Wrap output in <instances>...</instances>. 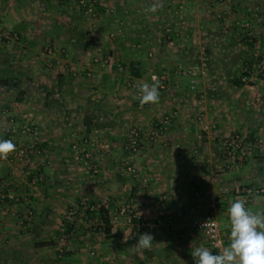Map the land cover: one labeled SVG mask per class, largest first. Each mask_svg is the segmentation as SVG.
<instances>
[{
  "label": "crops",
  "instance_id": "1",
  "mask_svg": "<svg viewBox=\"0 0 264 264\" xmlns=\"http://www.w3.org/2000/svg\"><path fill=\"white\" fill-rule=\"evenodd\" d=\"M214 1L208 5V11L206 0L193 3L103 0L97 6L101 13L100 35L109 34L119 23L128 28L144 26L155 34L159 28L169 32L171 27L185 29L190 24L201 37L206 34L202 31L205 25L209 38L206 37V41L200 38L203 45L197 49L185 48L184 55L191 56L197 50L198 57H208V62L219 61L222 56L214 51L219 35L213 30L219 21L220 30L228 38L225 48H233L226 56L233 60V67L224 63V67L218 66L217 73L241 72L238 53L245 49V43L249 45L255 38L259 42L258 49L264 50V0ZM153 3H162L163 8L147 11ZM172 4L177 5L172 8ZM76 5L77 0H0V25L18 37L15 42L0 34V70L22 74L19 92L0 89V139H10L16 145L7 159H0V192L14 196V200L0 206V264H195L191 250L200 245L218 254L209 238L191 228L197 213H208L209 197L218 198V221L224 246H227L230 204L238 197L244 198L247 207L261 212L264 196L257 199L232 191L237 181L222 171L226 167L225 152L212 140L213 133H204L201 126L196 125L198 114L177 111L168 131L161 133L160 141L153 143L148 137L154 134L153 124L157 125L155 111L150 109L144 113L137 101L127 103L118 99L115 106L107 103L101 91L105 92L107 82L104 80H109V75L104 78V74L109 72L90 65L85 38L73 40L71 35L73 29L81 32L82 28L74 11ZM215 12L221 20L212 16ZM189 14H193V20ZM122 30L118 31L120 38L116 45L104 56L114 58V73L123 71L121 65L130 70L131 78L138 83L135 87L148 83L143 75L153 73L155 66H146L147 52L128 48L132 42L130 34H123ZM150 37L137 42L145 43L148 50L152 46L157 52L176 35L173 33L168 39L158 41ZM50 46L53 55L43 58L44 50ZM211 66L210 74L214 73ZM73 70H84L88 76L98 78L95 82L102 101L90 99L88 89L82 91L83 94L74 93L69 78ZM172 73L175 76L159 103L146 107L164 108L166 116L169 108L178 109L184 101L192 103L206 116L203 125L215 124L221 132L223 128L232 132L247 131L248 139L264 142V86L234 83L227 88L222 87L221 82H212L215 77H198L199 83L189 88L176 68ZM119 78L120 75L109 80L115 94L127 89L121 82L123 78ZM75 99L81 100L84 107L75 109L72 115L73 111L67 112L65 108H69L67 102ZM89 111L94 114L96 124L90 131L84 124ZM67 114L79 118L82 115L79 128L72 127L74 119ZM12 119L16 123L14 127L10 124ZM127 120L145 132L139 154H132L125 147L130 136L124 132ZM27 123L37 125L41 131L38 148L42 154L39 156L25 157L32 145L31 137L22 133V126ZM75 143H80L83 151L91 154L97 174L74 160L72 145ZM256 156L264 162V146ZM128 164L135 167V175L127 173ZM258 166L261 170L263 165ZM251 179L252 176H247L240 184L248 186ZM262 181L264 184V176ZM199 192L201 194L197 195ZM131 206L153 227L145 232L153 237L148 249L134 247L138 241L129 238L131 227L125 216L112 222L121 208ZM102 207L107 212L109 226L103 221ZM73 209L78 213L72 223L69 212ZM170 215L177 217L174 227L166 222Z\"/></svg>",
  "mask_w": 264,
  "mask_h": 264
},
{
  "label": "rangeland",
  "instance_id": "2",
  "mask_svg": "<svg viewBox=\"0 0 264 264\" xmlns=\"http://www.w3.org/2000/svg\"><path fill=\"white\" fill-rule=\"evenodd\" d=\"M164 1V0H163ZM173 0H171L172 2ZM178 1V0H176ZM182 2L186 1V3L188 1H191V3H193L194 0H180ZM210 2H215L214 0H206V10L208 5H210ZM174 5L177 4H172V8L174 7ZM78 7V8H77ZM218 7V6H217ZM74 11L75 14L77 15V19L79 22V25H82L81 28V32H76L75 35H80V37L85 38V42L84 45L86 47V52L88 53V59H91V64L90 65H94V66H100L102 68V71L105 73L109 72L108 74H104V78L109 75V80L111 79H115L120 75V78L122 79L121 82L124 83V85L127 86V89L125 88L124 90L121 91V97L120 94H115L116 92L114 91V89H112V85L113 83L111 81H109L107 78H105L104 81H106L107 86L104 87V91H101V95H106L107 99V103H111L112 106L117 105L118 103V99H122L121 101H128L131 103H133V101H137L139 103V99L138 96L140 95L139 93V89L138 87H135L136 84L133 81V79L131 78L133 75L131 74V71L126 70L123 65H121L122 68V72L118 71L119 73H114L113 70V66L116 65L114 58L113 60L110 57H106L104 55H106V53H109L108 51L111 50V48L114 46V44L118 41V39L120 38V33L118 31H120V29H123L121 32H123V34H130L129 37L131 39V44L128 46L129 49L133 50V48H136V50H139L140 52H147V60H145L146 62V66L148 67H152L155 66L154 68V72L149 73L147 75H143V79L145 80V82L148 81V83H152V77L156 76L159 83L162 85V87L164 86V88H160L159 92H160V96L165 93L166 91H168V85L172 79V76L174 77L175 75H173L172 71L175 70V68L180 72L181 75H183L184 77L183 79V83L187 86V87H191V85L194 87L197 83H199L198 81V77H205L207 79H212L213 77H215V80L213 81H218L219 83L221 82V84H223L222 87H229V84H234L235 81H237L241 75H242V70L243 67L245 65V63L247 62H252L255 60H262L264 58V50H260L258 49L259 47V42H257V40L254 38V42H249V45H247V43H245V49L241 50V52L238 53V57L240 59V67H241V72H237V73H233L232 70L229 73H219V67L223 66V64L225 63V65H230L229 67H233V60H228L226 58L227 55H230L229 53L233 52V48L230 49H226L224 46V43H228L227 40V34L223 31L220 30L221 26H220V22L217 21V25H215V27H213V30L216 31V33H218V38L219 40L216 43V48L214 49L215 53H218L219 56L221 54L222 57H220L219 61L213 59L210 62H208V57H205L204 59H202L201 57L197 56V53L199 54V52H197V50H195V52H192L191 56H185L184 55V49L185 48H190L192 50L197 49L199 47H201L200 45L201 42H199V39L201 38V40L206 41V37L209 38V33H208V27H206L205 25H203L202 27V31L205 32L206 34L204 35V33L202 34L201 37L198 36L197 34V30L196 27L193 25L187 26L185 29H183L181 26H175V27H171L169 32H166L163 28V31L161 30V28H159V32L158 33H153V31H147V29L142 26L141 28H139L137 25H134L131 28H128L126 25H121L119 23L118 27H116V29H113L109 34L104 35H100L101 31L99 29V21L101 19L100 17V11L97 9V14L96 16H89L86 15V13H83L82 11V7L79 5V0H77V5L74 7ZM171 8V9H172ZM216 8V7H215ZM209 11V10H208ZM207 11V12H208ZM176 12V11H175ZM211 12V11H210ZM261 13V11H260ZM81 15V16H80ZM191 15L190 19L193 20V14H189ZM219 13L217 14L215 12V14H213L212 16H214L216 18V20H221L218 17ZM222 18V17H221ZM83 19V20H82ZM204 20V19H203ZM82 21V22H81ZM124 29L126 30V32L124 31ZM83 30V31H82ZM130 30V32H129ZM212 30V31H213ZM259 30V28H258ZM175 34L176 38L169 40L168 37L171 34ZM112 35H114L112 37ZM179 37H178V36ZM150 37V39L157 38L156 41H158V39H168L166 42V45L162 48V50H154L151 46V50H148L145 43H141V42H137V40H141L143 41L144 39H146L147 37ZM183 36V37H182ZM79 37V36H78ZM203 37V39H202ZM157 44H159L157 42ZM234 44V43H232ZM116 45V44H115ZM252 46V47H251ZM51 47V46H50ZM117 47V46H115ZM53 48V47H51ZM231 48V47H230ZM157 49H159V45L157 47ZM230 51V52H228ZM262 52V53H261ZM59 55V54H58ZM87 55V54H86ZM200 55V54H199ZM109 58L110 62L106 67H103L101 63H96L95 59H105ZM204 57V56H203ZM77 61V60H76ZM74 62V61H73ZM79 62L82 63V60L79 59ZM213 66V72L212 74L209 73L210 70V66ZM84 64H81V66H83ZM165 65V66H163ZM200 66L202 69L201 73L198 74L196 77H192L190 75H187V71L189 68H192L194 66ZM211 66V67H212ZM219 66V67H218ZM224 67V66H223ZM227 67V66H226ZM153 69V68H152ZM169 69H172V71H169ZM185 69V71H184ZM156 70V71H155ZM218 72V73H217ZM70 74H72L70 78L71 80V87L74 90V93H81L83 94L82 91H86L91 90L90 93V99L93 100V98L95 100L93 101H102L101 98L98 97V89L97 88V84L95 81L98 80V78H94L93 76H88L87 73L84 72V70H73V72H69ZM204 73V74H203ZM113 76V77H112ZM186 76V77H185ZM211 76V77H210ZM165 77V82H163V78ZM119 78V79H120ZM69 80V81H70ZM102 80V79H101ZM193 81H195L196 83L193 84ZM259 83L260 85L264 86V84L261 83V81L259 80H254L251 83L248 84H244V86L247 87H253L255 86V84ZM130 85V86H129ZM135 85V86H134ZM34 94V93H33ZM132 96V97H131ZM134 97V98H133ZM84 99H87L86 97ZM104 99V98H102ZM64 101V100H63ZM73 101V102H72ZM67 102L69 104L68 109L65 108L68 111H73L71 112L72 115L75 114L74 110L75 109H83L84 107V103H82L81 100H72ZM183 105L182 107H177L178 109H174L171 110L169 108H167L168 112L166 113V116L163 114V112L165 111L164 108H158L156 107H146V105H151V104H145L143 107H141V111H143L144 113H147L146 111H149L150 109H152L153 114L155 115V120H157V125L153 124V130L152 133H156L157 134V141L160 139V127L163 126L164 127V131L163 133H166L168 131V128L172 125L174 118L176 117V113L177 111H184V113L186 115H197L198 114V119L196 122V125L201 126L202 131L204 133H213V141L217 142L218 145L221 147L222 151L225 152V146H224V140L226 138H235L237 136L240 137V139L243 141V145L244 147L250 149V155L248 157L247 160H242L241 157H239L240 159H237L235 162L232 161H228L227 158L224 159L223 162H226V167L223 168V172L225 174H227L230 177H233V179H235V181H237V183L235 184L234 188L232 191H234V193H240V194H245V192L249 189H264V184L262 181V178L264 176V162L261 161L263 158H260V156H256L258 154V151L261 150V148L264 146V142H262L260 139H248L247 136L248 133L247 131L244 132H240L239 130L236 131H226L224 128L222 129L223 132H221L219 130V127L216 128L215 124H202V120L205 119V115L204 113L198 111L199 107H195L192 105V103H187V102H182ZM140 104V103H139ZM185 104V105H184ZM110 105V104H109ZM155 109V110H154ZM162 109V110H161ZM180 109V110H179ZM64 113L65 111H63L62 114V118H64ZM79 114H82V112H80ZM161 114V116H160ZM68 114L66 116L71 117L74 119V121L72 122V127L77 129L80 127V121L82 119V115H80V118L77 116H72ZM79 119V120H77ZM169 121V124H165L166 121ZM127 126L124 125L125 128V133H129V135L131 136V132L134 129L139 130L141 133H145L143 132V130L138 126V125H131L129 120H127ZM62 123V122H61ZM225 130V131H224ZM219 133H226V135H220ZM231 133V134H229ZM130 136H128V140L127 143L125 144V147L129 145V141H130ZM66 141H68L67 143H69V139ZM157 141L155 143H157ZM160 141V140H159ZM69 147V146H68ZM142 150V149H141ZM140 150V151H141ZM139 151V152H140ZM136 153V154H139ZM226 157V156H225ZM260 160V162L257 161ZM93 159L91 158V161ZM257 161V162H256ZM261 163L262 169L258 170L259 166L258 164ZM92 163H90L89 165H91ZM127 166V165H126ZM125 166V167H126ZM229 166L231 168H229ZM258 166V167H257ZM128 173V172H127ZM247 176H252V183L249 184L248 186H246L245 184L242 185L240 184V180H244ZM254 176V177H253ZM262 176V177H261ZM244 177V178H243ZM264 194L261 195H255L254 197H263ZM254 198V199H255ZM96 227V225H95Z\"/></svg>",
  "mask_w": 264,
  "mask_h": 264
},
{
  "label": "built area",
  "instance_id": "3",
  "mask_svg": "<svg viewBox=\"0 0 264 264\" xmlns=\"http://www.w3.org/2000/svg\"><path fill=\"white\" fill-rule=\"evenodd\" d=\"M103 0H80L79 5L85 9L86 15L89 16H96L97 14V6L99 3H101ZM0 34L4 36L5 38H8L10 40H13L15 42L18 41L17 36H12L10 33L5 31L3 27L0 25ZM114 35H112L113 37ZM54 53V50L51 47H47L44 50L43 58H47L46 56H52ZM96 63H101L103 67H106L110 60L109 58L105 59H95ZM202 68L200 66H194L192 68H189L187 71V75H190L192 77H196L198 74L201 73ZM185 71V69H184ZM204 74V73H203ZM163 82H165V77H162ZM254 80L261 81L262 84H264V58L262 60H255L252 62L245 63L242 75H241V81L244 84H248L253 82ZM196 83L193 81V84ZM164 88V86L162 87ZM170 120L166 121L165 124H169ZM10 124L14 127L15 121L12 119L10 121ZM161 133L165 130L163 126L160 127ZM22 133L24 135H27L31 137L32 139V145L30 149H28L25 152V157H29L30 155H41L42 151L38 148V145L41 144V131L39 127L35 124H24L22 126ZM160 133V134H161ZM143 140L144 135L139 130L134 129L131 132L130 141L128 145V150L132 154L138 153L143 148ZM148 140L155 143L157 141V134L154 133L148 137ZM243 141L240 139L239 136L235 138H226L224 140V146H225V156L228 161L235 162L237 159L247 160L250 155V149L244 147ZM72 151L74 154V160L79 163H83L88 169L94 172V174H97L98 171L93 167V165H89L91 162V154L88 152H84L82 149V146L80 143H75L72 145ZM229 168H231L229 166ZM126 171L128 174H136L135 167L131 165L126 166ZM40 179L43 181L44 177L41 176ZM199 192L197 195H200ZM264 194V189H249L245 192L246 197H253L255 195H261ZM9 200H14V196L7 194L4 191L0 192V206L3 204L9 203ZM248 200V198H247ZM218 198L216 196H210L209 197V209L208 213L205 215H202L200 213H197L195 215L194 220L191 223V228L193 231L197 232L198 234L204 235L207 238H209L212 246L214 249L219 251L222 247H224V236L223 231L221 229L220 223L218 221ZM94 209V208H93ZM78 213V210L73 209L69 212V220L73 223L76 215ZM119 216H125L128 220V223L131 227L129 238L132 241H138V237L140 234L145 233L147 230H151L153 227L149 224L147 219L136 212L135 207H123L118 211V214H116L112 222L119 221ZM166 222L170 227H174L178 220L177 217L174 215H170L166 218Z\"/></svg>",
  "mask_w": 264,
  "mask_h": 264
},
{
  "label": "clouds",
  "instance_id": "4",
  "mask_svg": "<svg viewBox=\"0 0 264 264\" xmlns=\"http://www.w3.org/2000/svg\"><path fill=\"white\" fill-rule=\"evenodd\" d=\"M163 8L162 3H153L147 11L156 12ZM152 83L138 85L140 106L157 104L160 101L159 89L162 85L156 76ZM16 150L10 139H0V159H7ZM257 199H261L257 197ZM229 243L214 255L203 245L191 250L195 264H264V211L255 212L246 206L244 198H236L228 208ZM126 240V239H125ZM153 243L149 233L140 234L137 249H148Z\"/></svg>",
  "mask_w": 264,
  "mask_h": 264
},
{
  "label": "trees",
  "instance_id": "5",
  "mask_svg": "<svg viewBox=\"0 0 264 264\" xmlns=\"http://www.w3.org/2000/svg\"><path fill=\"white\" fill-rule=\"evenodd\" d=\"M80 1V0H79ZM83 13H85V9H82ZM74 34H71L73 36V40L75 39H82V37H80V35H75L76 32H78L77 28L73 29ZM79 36V38H77ZM21 78H22V74L19 72H4L0 70V89L5 90V91H15V92H19L21 90ZM236 85H243L242 81H241V77L235 81ZM94 114H92L90 111L87 112L85 114V127L88 129V131L92 130L93 126H96L95 122H94ZM101 214L103 217V221L106 225L109 226L110 221L106 218V210L104 207H102L101 209ZM109 229H107L106 231L108 232Z\"/></svg>",
  "mask_w": 264,
  "mask_h": 264
}]
</instances>
